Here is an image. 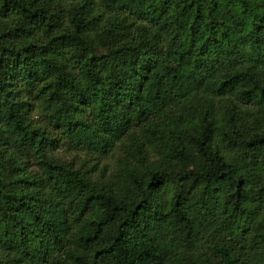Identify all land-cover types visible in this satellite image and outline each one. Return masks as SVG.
I'll list each match as a JSON object with an SVG mask.
<instances>
[{
	"label": "trees",
	"instance_id": "16d2710c",
	"mask_svg": "<svg viewBox=\"0 0 264 264\" xmlns=\"http://www.w3.org/2000/svg\"><path fill=\"white\" fill-rule=\"evenodd\" d=\"M0 264H264V0H0Z\"/></svg>",
	"mask_w": 264,
	"mask_h": 264
}]
</instances>
